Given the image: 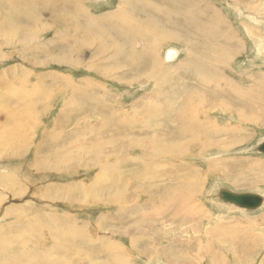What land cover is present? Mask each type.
Returning a JSON list of instances; mask_svg holds the SVG:
<instances>
[{"label": "rangeland", "instance_id": "obj_1", "mask_svg": "<svg viewBox=\"0 0 264 264\" xmlns=\"http://www.w3.org/2000/svg\"><path fill=\"white\" fill-rule=\"evenodd\" d=\"M63 1L0 0L15 28L0 29V95L35 107L26 143L0 147L1 247L32 264H264V0H195L219 39L184 20L191 0H137L167 16Z\"/></svg>", "mask_w": 264, "mask_h": 264}, {"label": "bare ground", "instance_id": "obj_2", "mask_svg": "<svg viewBox=\"0 0 264 264\" xmlns=\"http://www.w3.org/2000/svg\"><path fill=\"white\" fill-rule=\"evenodd\" d=\"M63 1V0H62ZM126 1H128L129 3L133 4L134 3V0H123L122 3L124 4H127ZM144 1V0H143ZM151 1V0H150ZM162 2H165V0H161ZM192 1V4L189 5V9H188V12L186 14V17L184 18V20L190 24V26H193L196 31L198 32H202L204 35H205V38L207 39H211V38H222L221 34H218V33H215V29L214 28H210V25H207V26H203L201 28H198L197 24H196V21L195 19L198 17L197 15V11L195 9V6H196V2L195 0H191ZM54 2V1H53ZM64 2V1H63ZM148 2V1H146ZM136 4L139 6V7H142V9L144 10L146 8V10L148 11L149 8L148 5H145V4H142L140 3L139 1L136 0ZM63 8H66V7H63ZM187 9V8H186ZM123 10V8L121 9ZM120 10V11H121ZM165 9L161 8V11H157L158 14H161V13H165L164 11ZM83 12H78V15H82L83 14V17L86 18V24L87 25H90L91 24V19L87 16V14L85 13L84 10H82ZM123 12V11H122ZM118 13V12H116ZM115 13V14H116ZM120 14V13H119ZM165 15V14H164ZM112 15H108V17H110V19H113V16L111 17ZM167 16V14L165 15ZM78 21V22H81V18L79 17H76L74 16ZM119 18V17H118ZM117 18V19H118ZM12 19L11 16H8L7 20H10ZM72 19V18H71ZM70 19V20H71ZM116 19V18H115ZM72 22H74L73 20H71ZM68 22H70L68 20ZM99 22V21H98ZM75 23V22H74ZM215 23L211 24V25H214ZM16 25V24H14ZM71 25V24H69ZM116 26V25H115ZM0 29H2L3 31L7 30V31H11L12 29L15 30L14 27H12L10 25L9 22H6V23H1L0 22ZM116 30V35L119 37V38H122L123 40H126V34H123L120 32V30L118 28H115ZM207 41V40H206ZM228 41H230V39H228ZM210 43V42H209ZM203 46V45H202ZM103 50L106 51L108 47H106V45H103ZM237 52V51H236ZM235 53V52H234ZM234 53H228L227 55H234ZM227 55H222L220 58L223 59L224 57H226ZM179 56V51L176 50V49H173V48H169L167 49V54H166V58L164 59L166 62H172V61H176L177 58ZM152 59V58H151ZM225 61V60H224ZM222 63V62H221ZM199 65H201V70H204V72L209 68L208 66H205V64L203 65L202 64V61L198 63ZM2 91V95H0L2 98H4V100L2 99L1 101V104H0V113H11L12 112V115L11 117L9 118V120L11 121V126H8L6 125V121L3 120V119H0V147L2 145H4L3 147H6V148H11L13 145H17L20 147L23 146L24 142L23 141V134L25 131H29V129L32 127L31 126V121H30V117H31V113L33 112L34 113V109L31 108L30 105H28L29 103H27V99L28 97H30L32 94L31 93H22V92H17V93H8L6 90H3L1 89ZM257 100V99H256ZM260 100V99H259ZM10 102V103H9ZM37 102V99L34 98L33 101H30V103H35ZM12 103V104H11ZM14 104V105H13ZM13 105V106H12ZM28 105V107H27ZM11 106V107H10ZM30 106V107H29ZM6 107H10L12 109L9 110L8 108ZM34 110V111H33ZM140 143L141 142H144V140H140L139 141ZM137 143V142H136ZM153 149V148H152ZM11 150V149H10ZM1 153V152H0ZM156 154V151L155 149L152 150V152L149 153H144L142 154L143 156V159H141V161L139 162L140 164H146V160L145 157H148V156H152ZM95 158H97V161L100 160V157H98L97 155L95 156ZM35 166H37L36 168L40 167L41 164L36 162ZM140 166V165H139ZM6 170H10V169H7L5 168ZM13 170V169H12ZM11 170V171H12ZM20 173V172H19ZM5 178V177H4ZM9 180V178H7ZM11 180V179H10ZM11 182H15L14 180H11ZM16 183V182H15ZM14 184V183H13ZM219 187V186H218ZM223 190V189H222ZM219 193V192H218ZM261 196V195H260ZM263 198V196H261ZM225 203V202H224ZM228 204V203H227ZM262 206V204H261ZM260 206V207H261ZM259 207V208H260ZM3 230V229H1ZM6 231V230H5ZM1 232V231H0ZM4 233V232H3ZM17 240V239H16ZM13 241V238H11V240H5L1 243H3V247H1L0 245V263L1 264H32L34 261L33 259L35 258L33 255L32 256H27L25 259H21L23 258L24 256V252L23 251H17V248H10L8 246L11 245V242ZM23 248V247H22ZM21 248V249H22ZM16 249V250H15ZM15 250V251H14ZM24 250V249H22ZM33 253V251H32ZM27 255H30V251L27 253ZM23 261V262H22Z\"/></svg>", "mask_w": 264, "mask_h": 264}, {"label": "water", "instance_id": "obj_3", "mask_svg": "<svg viewBox=\"0 0 264 264\" xmlns=\"http://www.w3.org/2000/svg\"><path fill=\"white\" fill-rule=\"evenodd\" d=\"M257 150L264 154V141L258 145ZM218 198L222 202L224 201L230 205L236 206L239 209L242 208L249 211L257 210L263 202V198L259 194H237L227 189L220 190L218 193Z\"/></svg>", "mask_w": 264, "mask_h": 264}, {"label": "crops", "instance_id": "obj_4", "mask_svg": "<svg viewBox=\"0 0 264 264\" xmlns=\"http://www.w3.org/2000/svg\"><path fill=\"white\" fill-rule=\"evenodd\" d=\"M147 8H149L148 11H151V13H155L156 14L157 11H161V8L162 7L160 5L158 6L157 4H151V3H149Z\"/></svg>", "mask_w": 264, "mask_h": 264}]
</instances>
